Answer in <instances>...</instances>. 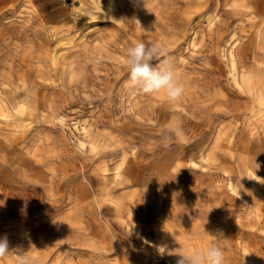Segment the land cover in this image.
<instances>
[{"label": "rangeland", "instance_id": "obj_1", "mask_svg": "<svg viewBox=\"0 0 264 264\" xmlns=\"http://www.w3.org/2000/svg\"><path fill=\"white\" fill-rule=\"evenodd\" d=\"M87 1L78 14L72 0H0V100L10 106L7 116L0 108V238L7 237L10 250L0 264H19L21 255L28 264H139L133 252L145 244L141 232L154 240V226L167 216L185 234L187 247L202 244L196 236L207 237L206 247L219 236L225 264H242L246 257L264 264V196L252 202L246 173L253 149L264 146V123H239L229 149L233 122L225 119L219 134L210 130V111L202 103L224 92L232 102L248 100L246 92H234L216 30L239 22L247 34L236 45L237 56L261 70L264 15L254 18L233 8L237 0H219L221 18L213 24L207 11L190 9L188 15L197 14L190 20L183 14L193 0H153V12L138 30L131 24L138 0H121L122 8L116 7L128 19L125 30L106 12L111 0L103 9ZM136 42L162 48L152 66L181 72L191 99L178 105L158 93H130L124 60ZM4 81L11 84L3 96ZM123 147L130 155L124 178L117 176ZM212 149L219 150L216 163L201 157ZM176 163L183 165L180 174L167 176ZM114 200L121 201L119 210ZM72 239L77 242L66 243Z\"/></svg>", "mask_w": 264, "mask_h": 264}, {"label": "bare ground", "instance_id": "obj_2", "mask_svg": "<svg viewBox=\"0 0 264 264\" xmlns=\"http://www.w3.org/2000/svg\"><path fill=\"white\" fill-rule=\"evenodd\" d=\"M72 1H73V8L75 9V12H77L78 14L83 13L84 12V9L87 6L85 0H76V1L75 0H72ZM106 1L107 0H92L94 6L100 8V9H103L104 8L103 7V4ZM111 1L113 3L109 7V9H107V11L105 9V11L108 12V15L117 22V24H118L119 27H121L122 29H125L126 30L127 27H128V19L125 17V15L119 14V9H117V7H116L118 5V8L119 7L122 8V6H121V0H111ZM152 1L153 0H144V3H143V0H138L134 4V10L131 12V16H132V18H131V24H133L136 27V29L142 30L145 27V21L148 20L149 15L153 12V9H154L153 8V4L154 3H152ZM185 1H190V0H185ZM263 1L264 0H262V2ZM87 2H89V1H87ZM193 2L195 3V5L194 6L193 5L188 6L186 10H183V14H185L187 16L188 15L187 13L189 12L190 9H194V11H196V12H192V13H198V15H202V13L204 15V12L207 11V14L206 15H208V20L211 23H213V24H219V23H217V22L220 21L219 18H221V16L219 17V14H218L219 12L217 11V6L219 5V0H193ZM190 4H191V2H190ZM211 7H213V8L211 9ZM233 8L235 10H237V11H241L243 14L245 13V15L253 14L254 15V18L257 17L260 14H263L264 15V5H262L260 7L259 6L257 7L255 5V3H254V0H237L234 3ZM192 13H191V15H188L189 20L192 19V17L195 15L194 14L192 16ZM196 20H197V18H196ZM239 20H241V18ZM192 24L193 23H191V25ZM175 27H176V25H175ZM260 30H261V33H260L261 34V38L260 39H261L262 44L264 46V25H263V29H260ZM182 31H184V30H182ZM189 32L190 31H188V35H189ZM245 34H247V31H244V33H242V31H240V23L237 22V21L236 22L233 21V22L229 23L228 25H222L221 27L217 28V30H216V38H217L218 44H219V51H218V53L220 54V52L223 50L225 53L227 52V55H228V60H229V63H230V66H229L230 69H229V71L231 72L232 79H233V81L235 83V88H236L234 90V92H236V93H238V92H240V93L246 92L247 99L248 100H246L245 102H243V101L242 102H240V101L232 102L231 96L227 92H224V93L217 94L216 96L206 97L202 101L203 105H205L206 108H208L209 111H210L209 114H208V117H207V120H208L207 125H208V128L210 130L215 131V132H217L219 134V132H220L222 126H223L222 124H223V122H224L225 119L229 118L233 122V126L231 124L232 131H231L229 137L227 138V142H226V145H227L226 147H228L229 149H232V147H234V141L236 139L235 138V131L237 130L238 125H240L239 123H241V124L244 123V124H248V125L255 124V123H260V122L261 123H264V72H263L264 69H263V67H260L261 70H259V69H257V70L250 69V67L246 66L245 64H241L240 59L238 58L237 53H236V49H237L236 45H237L238 41H240V39L242 38V36H245ZM173 36H172V38H173ZM185 36H186V34H185ZM172 38H171V36H169V39H172ZM195 38H196L195 36H191L190 42L195 43ZM186 39H187V37H186ZM189 44H191V43H189ZM239 44H241V43H239ZM165 45L166 44H165V41H164L163 47ZM174 45H175V43H174ZM176 73L179 76V78H180V80H181V82L183 83V86H184V95H183L182 99L179 102H175L176 104L178 103V105H179L181 103V101H183L185 99H189V98L191 99L192 96L190 95L191 94L190 93V86L188 84L186 85V81L184 80L181 72H176ZM2 78H4V77H2ZM196 78H195V81H196ZM18 79H20V78H18ZM218 79H220V78H218ZM219 82H217V85L219 84ZM9 84H11V81L10 82L9 81H4L3 82V86H2L3 89L1 91L2 94L4 93L3 96L7 94V92H8L7 89H9ZM198 84H199V82H198ZM209 84H210V82H209ZM210 85H212V84H210ZM214 85H215V82H214ZM231 88L233 89V87H231ZM11 90H10V92H11ZM224 90L226 91V89H224ZM29 94H32V93H29ZM24 95H26V94H24ZM158 95L160 96L159 98L161 100L165 98V100L169 101L163 92H159ZM239 95H241V94H239ZM10 96H12V94H10ZM35 98H37V97H35ZM244 98H246V97L244 96ZM16 99H18V98H16ZM16 99L13 100L14 103H15ZM11 101H12V99H11ZM31 101H29V102H31ZM16 102L18 103V101H16ZM30 104L31 103H29V105ZM8 107H10L9 106V103H8V100H7V98L3 97L0 100V108H1V111L3 110V112L5 113V116L8 115L6 113L8 111V110H6ZM172 111H174V110H172ZM157 116L158 115H156V117ZM254 127L255 126L251 127V129H254ZM106 137H108V136H105V139H108ZM103 138H104V136H103ZM103 140H101V141H103ZM112 141H114L117 144V141L115 139L112 138ZM95 145H97V143ZM98 146H99V143H98ZM92 147L94 149L96 146L95 147L92 146ZM216 150L217 149H212L210 151L208 150L209 152H207V151L204 152L201 155V157L203 156L202 157L203 160L209 161V162L218 161V152H219V150H217L218 152ZM133 154H134V151L132 152V155ZM129 157H130V155H128V149L124 148L123 149V157L121 158L120 163L117 165V168H118V170H117V176L123 177L125 174L128 173V171L130 169L129 168V165H128V163H129V161H128L129 160ZM248 160H249V165L250 166L248 165L247 170H246L247 171L246 173L248 175V178H250V180H249L250 181L249 187H250L251 192L253 191V193H254V196L252 197V202L254 203L258 199L259 195L260 196H264V146L262 147V149H257L256 150L254 148L253 149L252 156ZM133 161H134V159H133ZM189 161H190L191 164H194V165L196 164V161L193 158L189 159ZM182 167H183L182 164L176 163L175 165H171L169 169H166L165 172H166L167 176H169L168 175V172L170 173V175L180 174V170L182 169ZM233 168H234V166H233ZM239 168H242V167H239ZM242 171H244V170H242ZM244 175H245V173H244ZM228 177H230V176H228ZM128 179H129V177L127 178V180ZM173 183L174 182L172 180H170V181L168 180V184L169 185H172ZM228 185L230 186V189L233 192H236L235 186H234V183L232 182V180L229 181ZM103 189H105L104 190V193L105 194H103V195L104 196H107V195L109 196L110 195V191L107 190V187H103ZM112 191H113V189H112ZM244 198H245V196H244ZM111 199H114V198H111ZM114 201L116 203L115 204V208L117 210H119L121 208V201H119V200H114ZM252 213H253V210H252ZM248 214L246 213L245 216L248 217ZM182 224H185L186 227H189L190 226L188 224V222H186V223L185 222H180V225H182ZM138 229H139V227H138ZM152 231H153V235L155 236V239L153 240L152 237L149 236V234H146L144 232H141L142 240H143V243H145V244L141 245L139 248H137L133 252V257L138 260L139 264H151L150 257H151V254L152 253L151 254H148V249L153 248V246H154V244H155L156 241L158 242V245H160L161 247H163L164 250L166 251L167 259L170 262H174V263L175 262L177 263V260L179 259V256L178 255H181V254L188 255V252L185 251L186 249L189 251V254H190L192 251H194L196 249H201V248H205L206 247V246L203 245V242L206 241V239H207L206 236H203V239H202L201 236H196L195 237V238L198 239V241L200 243H202V244H199L198 247H192V248L191 247H187V245H185L183 243L185 234L182 233V231L178 228V224H176L175 222H173L172 220H170L168 216L163 221H160L159 223H157L154 226V229ZM73 241L75 242L76 239H74V240L72 239V240H70L69 242H66V243L74 244ZM62 243H65V242L63 241ZM184 248H186V249H184ZM242 264H250L248 262V258L247 257L244 259V261H243Z\"/></svg>", "mask_w": 264, "mask_h": 264}, {"label": "clouds", "instance_id": "obj_3", "mask_svg": "<svg viewBox=\"0 0 264 264\" xmlns=\"http://www.w3.org/2000/svg\"><path fill=\"white\" fill-rule=\"evenodd\" d=\"M144 3V0H143ZM162 48L157 44L146 45L136 42L126 49L124 64L128 69L126 88L132 95L155 94L163 92L169 102H179L184 95V86L175 69L157 65L152 66L151 61L162 55ZM170 138L166 137L164 146L167 147ZM217 242L205 248L196 249L188 255H178L177 264H225V252ZM10 252L7 237L0 238V257ZM19 264H28L24 256H20Z\"/></svg>", "mask_w": 264, "mask_h": 264}, {"label": "built area", "instance_id": "obj_4", "mask_svg": "<svg viewBox=\"0 0 264 264\" xmlns=\"http://www.w3.org/2000/svg\"><path fill=\"white\" fill-rule=\"evenodd\" d=\"M150 262L151 264H176L174 262H170L167 259L166 251L163 247L158 244H155L154 250L151 252Z\"/></svg>", "mask_w": 264, "mask_h": 264}, {"label": "crops", "instance_id": "obj_5", "mask_svg": "<svg viewBox=\"0 0 264 264\" xmlns=\"http://www.w3.org/2000/svg\"><path fill=\"white\" fill-rule=\"evenodd\" d=\"M39 6V8H41V5H38Z\"/></svg>", "mask_w": 264, "mask_h": 264}]
</instances>
